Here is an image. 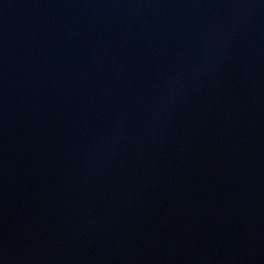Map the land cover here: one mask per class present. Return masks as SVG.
<instances>
[{
  "label": "water",
  "instance_id": "1",
  "mask_svg": "<svg viewBox=\"0 0 264 264\" xmlns=\"http://www.w3.org/2000/svg\"><path fill=\"white\" fill-rule=\"evenodd\" d=\"M0 264H264V0H0Z\"/></svg>",
  "mask_w": 264,
  "mask_h": 264
}]
</instances>
